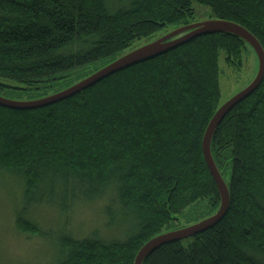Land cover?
Segmentation results:
<instances>
[{"label": "trees", "instance_id": "16d2710c", "mask_svg": "<svg viewBox=\"0 0 264 264\" xmlns=\"http://www.w3.org/2000/svg\"><path fill=\"white\" fill-rule=\"evenodd\" d=\"M196 4L264 49V0H0V96L59 93L135 43L190 25ZM247 47L229 34L202 36L45 108L0 107L3 189L16 231L52 253L46 264H134L153 238L217 213L202 142L221 106L220 56L234 66ZM211 153L229 188L227 214L143 264H264V82L221 123ZM204 201L209 212L181 226ZM83 209L101 222L75 233ZM44 212L65 224L47 229Z\"/></svg>", "mask_w": 264, "mask_h": 264}, {"label": "water", "instance_id": "95a60500", "mask_svg": "<svg viewBox=\"0 0 264 264\" xmlns=\"http://www.w3.org/2000/svg\"><path fill=\"white\" fill-rule=\"evenodd\" d=\"M214 34H229L240 38L255 52L259 63V69L255 79L243 91L220 106L211 119L204 134L202 142L203 155L220 195V208L217 213L203 221L153 238L141 248L137 254L134 264H143L151 254L165 245L192 238L212 229L227 214L230 206L229 188L214 162L211 153V144L215 133L227 115L240 102L256 92L264 82V49L260 42L249 31L236 23L224 20H209L184 26L160 40L154 41L128 54H125L91 76L54 95L32 101H14L0 96V107L2 108L15 111H31L45 108L49 105L67 100L117 72L125 70L165 52L174 50L196 38Z\"/></svg>", "mask_w": 264, "mask_h": 264}, {"label": "rangeland", "instance_id": "374dc122", "mask_svg": "<svg viewBox=\"0 0 264 264\" xmlns=\"http://www.w3.org/2000/svg\"><path fill=\"white\" fill-rule=\"evenodd\" d=\"M193 7L194 20L191 24L215 20L212 19L214 15L209 8L197 4ZM180 28L183 27H171L149 40L137 42L132 48L128 49L125 54L160 40ZM235 64L236 65L231 66L226 63L225 54H221L219 59L221 106L248 87L258 73V58L250 46L242 52L240 64L237 61H235ZM1 95L10 100L19 101L10 94ZM26 98L25 95L21 101H26ZM9 184L8 178H0V264H46V257L52 255L51 252H48L46 243L40 242L36 238L27 239L16 231L13 204L11 198H9V191L8 189H3V187L9 186ZM207 207L208 201H204L187 209L181 220L183 224L181 226H185V223L189 220L196 219L209 212ZM82 212L83 214L80 218H76L75 216L74 223L76 225L73 230L75 233H79L83 226L93 229L101 222V219H95L90 211L83 209ZM44 218V223L47 224L45 227L51 230L59 229L66 222V218L57 213L52 214L50 212H44ZM177 224L179 225V223Z\"/></svg>", "mask_w": 264, "mask_h": 264}]
</instances>
